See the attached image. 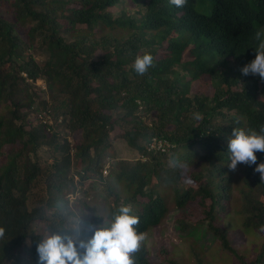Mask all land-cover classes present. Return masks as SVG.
I'll use <instances>...</instances> for the list:
<instances>
[{
    "label": "trees",
    "instance_id": "16d2710c",
    "mask_svg": "<svg viewBox=\"0 0 264 264\" xmlns=\"http://www.w3.org/2000/svg\"><path fill=\"white\" fill-rule=\"evenodd\" d=\"M262 40L264 0H187L184 7L169 0H0V264H38V242L72 229L79 212L80 234L91 236L103 222L91 210L92 191L100 211L130 206L138 233L170 216L186 230L181 212L194 226L204 217L225 260V250H236L215 223L221 200L237 193L244 206L237 218L264 231L256 165L227 166L232 130L258 132L264 124V81L241 72ZM146 53L153 66L139 75L133 65ZM209 84L213 95L199 92ZM42 108L62 123H43ZM77 132L80 141L70 142ZM115 138L148 160L114 162L105 178ZM155 138L174 148H149ZM256 155L264 162V152ZM78 186L85 190L75 211L70 196ZM134 259L150 264L144 242ZM263 263L264 244L242 262ZM160 264L177 262L163 249Z\"/></svg>",
    "mask_w": 264,
    "mask_h": 264
},
{
    "label": "clouds",
    "instance_id": "9594fccd",
    "mask_svg": "<svg viewBox=\"0 0 264 264\" xmlns=\"http://www.w3.org/2000/svg\"><path fill=\"white\" fill-rule=\"evenodd\" d=\"M169 2L177 7L187 4V0ZM260 37L261 32L258 31L256 38L259 40ZM152 66L153 56L147 53L142 57L137 56L133 65L139 75H144ZM241 72L245 76L258 75L264 81V40L255 51V59L242 67ZM190 84L194 91L197 87L193 86V83ZM204 86L208 87V90L202 87L199 92L205 95L214 94L211 84ZM154 141L162 144V148L153 149L155 151L165 153L174 148V145L166 140L155 138L150 143ZM228 152L230 163L227 166L230 171L235 172L239 164L256 165L254 171L259 173L261 181H264V162L257 164L256 155L257 152H264V124L259 126L258 132L234 128L228 141ZM131 212V207L124 205L119 207L117 214H112L107 208L98 212L97 217L102 218L103 222L88 238L81 236L79 221L70 230L50 232L37 244L38 264H136L134 254L139 251L146 236L144 233H138L134 227L139 224V217L131 215ZM5 231L4 227H0V239L4 237Z\"/></svg>",
    "mask_w": 264,
    "mask_h": 264
},
{
    "label": "rangeland",
    "instance_id": "374dc122",
    "mask_svg": "<svg viewBox=\"0 0 264 264\" xmlns=\"http://www.w3.org/2000/svg\"><path fill=\"white\" fill-rule=\"evenodd\" d=\"M128 7L135 10V6L132 3H130ZM44 55L45 53L42 51L38 57L41 58ZM37 84L42 88H45L46 86L43 80H38ZM195 85L196 83L193 84V86ZM43 112H45L43 108L38 110V113H41L43 117H46V120H49L50 127L55 126L57 123H62V121H59V118L55 120L53 112L47 113L49 117ZM115 130L118 131V128ZM80 138L81 132H77L74 135H68V140L72 143H78ZM107 157L108 158L103 162L104 168L102 171L105 178L110 177V171L114 162L120 160H127L130 162L148 160L147 156L139 154L135 152V150H129L126 142L123 139L117 138L112 139V151H109ZM74 181L75 183L79 182V178L74 177ZM96 183H99V181H96ZM82 190H85L84 187H82ZM82 190L80 189V186H78L76 192L70 196V198L73 199L71 203L74 204V207L76 208L74 209L75 211H77L78 206L75 198L77 195L78 197H81ZM95 193V191H92V196L89 197V200L92 203L91 210L97 214L101 211L100 208H98L96 201L93 199ZM209 202L210 201H208V203ZM243 207L244 206L238 198L237 193H234L231 201H220V204L217 207V212L215 213V223L228 231L230 243L236 250L235 254L226 250L224 251L229 259L225 260L224 257L221 256L220 252L224 249L221 247L218 239L212 240V237H210L207 219L199 217L200 220L196 221L197 224L194 226L193 218H187V215L184 212H181L180 217L190 224L186 230L179 231L176 227L178 225L177 218L175 219L173 216H170L157 230L145 234L146 239L143 242L148 250L150 264H160L163 249L169 250L170 257L174 259L177 264H199V261H202L203 264H242V262L248 263L253 261L260 253L264 244V231L251 230L250 228L243 226L241 220L237 218V213L241 212ZM81 217L82 215L79 212L74 218L76 219V222L79 221L78 228L80 232L84 230L80 223ZM195 228L201 229V238H198V233L196 235L192 234ZM237 256H241V258H238Z\"/></svg>",
    "mask_w": 264,
    "mask_h": 264
},
{
    "label": "built area",
    "instance_id": "2783aa9c",
    "mask_svg": "<svg viewBox=\"0 0 264 264\" xmlns=\"http://www.w3.org/2000/svg\"><path fill=\"white\" fill-rule=\"evenodd\" d=\"M45 115L47 114L46 112H43ZM48 115V114H47ZM49 117V115L47 116ZM39 119L43 121V123L49 124V120H46V117H43V115L41 113H39ZM59 121H62V119L60 118ZM162 148V144L160 142L154 141L151 144V149H161ZM164 150V149H162Z\"/></svg>",
    "mask_w": 264,
    "mask_h": 264
}]
</instances>
